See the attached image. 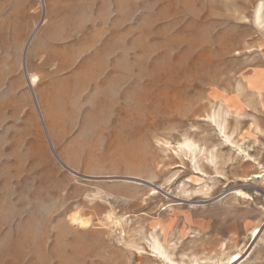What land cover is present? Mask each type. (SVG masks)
I'll use <instances>...</instances> for the list:
<instances>
[{
  "label": "rangeland",
  "instance_id": "obj_1",
  "mask_svg": "<svg viewBox=\"0 0 264 264\" xmlns=\"http://www.w3.org/2000/svg\"><path fill=\"white\" fill-rule=\"evenodd\" d=\"M238 252L264 264V0H0V264Z\"/></svg>",
  "mask_w": 264,
  "mask_h": 264
},
{
  "label": "bare ground",
  "instance_id": "obj_2",
  "mask_svg": "<svg viewBox=\"0 0 264 264\" xmlns=\"http://www.w3.org/2000/svg\"><path fill=\"white\" fill-rule=\"evenodd\" d=\"M35 83H36V78H35V76L34 75H30V85L33 87L34 85H35ZM261 93H263V92H261ZM229 138V137H228ZM182 146H184V147H186V150H189L191 153H193V152H195L197 149H196V145H195V143H193V142H189V141H187V142H185L184 144H182ZM255 176H260V174H254ZM242 193V192H241ZM242 194H245V193H242ZM94 195V194H93ZM92 195V196H93ZM95 197V196H94ZM74 221H79V223H81V224H87V222L88 221H86V220H84L83 218H81V217H79V216H74L73 218H72ZM80 224V225H81ZM259 233H260V231H259V229L258 230H256V231H254L252 234H253V239H254V241L258 238V236H259ZM156 244H155V248H156V250L157 251H159L158 253H160V254H162L163 255V253H162V251H160V248H161V250H162V247H160L159 246V243H158V241L157 242H155ZM252 248V245L250 246V248H249V250L247 251V253L250 251V249ZM165 253V252H164ZM243 258V255L241 254V253H236V254H234V255H232V256H230V258L228 259V261H227V264H237L241 259ZM197 261V260H196Z\"/></svg>",
  "mask_w": 264,
  "mask_h": 264
}]
</instances>
